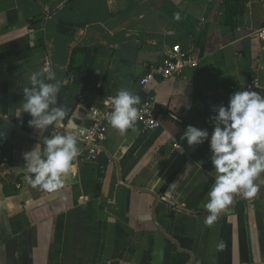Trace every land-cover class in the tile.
<instances>
[{"label":"crops","instance_id":"0c3cea01","mask_svg":"<svg viewBox=\"0 0 264 264\" xmlns=\"http://www.w3.org/2000/svg\"><path fill=\"white\" fill-rule=\"evenodd\" d=\"M262 26L264 0H0V264H264V186L205 224L209 142L181 139L188 125L211 133L234 92L264 95ZM175 44L200 65L143 85ZM45 64L67 116L41 131L15 111ZM121 88L154 93L161 126L113 131L55 192L28 184L24 153L90 125L89 107Z\"/></svg>","mask_w":264,"mask_h":264},{"label":"clouds","instance_id":"9594fccd","mask_svg":"<svg viewBox=\"0 0 264 264\" xmlns=\"http://www.w3.org/2000/svg\"><path fill=\"white\" fill-rule=\"evenodd\" d=\"M175 19H180L179 13ZM28 81L15 116L29 114V126L44 131L67 116L65 107L57 106L61 82L47 64L31 73ZM140 103L141 97L126 88L111 98L108 122L120 135L134 128L138 119L136 106ZM213 111L216 114L211 117V134L207 129L188 125L181 137L190 147L209 142L215 179L204 205L208 213L204 222L208 225L232 204L234 194L250 198L264 186V95L238 90L226 106H214ZM40 144L24 153L25 179L32 187L52 193L62 186L63 176L72 171L73 161L79 155L78 137L64 132L43 137V149Z\"/></svg>","mask_w":264,"mask_h":264},{"label":"built area","instance_id":"2783aa9c","mask_svg":"<svg viewBox=\"0 0 264 264\" xmlns=\"http://www.w3.org/2000/svg\"><path fill=\"white\" fill-rule=\"evenodd\" d=\"M257 35L264 40V26L258 29ZM199 65L198 58L192 53L185 51L180 44H175L161 61L148 66L141 83L147 85L156 78L166 80L179 76L184 70L195 68ZM256 85L257 81L255 79L252 80L250 86ZM113 96L115 94H108L104 97L102 109L93 106L89 107L92 117L90 125L82 126L75 130L74 134L84 143V149L79 151V155L75 160H92L99 156L110 133L116 130L108 122L112 112L111 98ZM136 107L138 109V119L135 126H139L143 131L153 130L161 126L162 120L158 113L159 105L154 93L148 94ZM21 186L22 183H17L18 188Z\"/></svg>","mask_w":264,"mask_h":264},{"label":"water","instance_id":"95a60500","mask_svg":"<svg viewBox=\"0 0 264 264\" xmlns=\"http://www.w3.org/2000/svg\"><path fill=\"white\" fill-rule=\"evenodd\" d=\"M33 27H31V29H32Z\"/></svg>","mask_w":264,"mask_h":264}]
</instances>
